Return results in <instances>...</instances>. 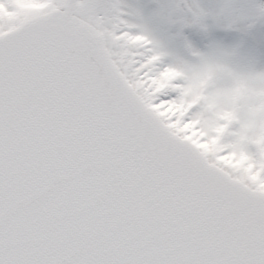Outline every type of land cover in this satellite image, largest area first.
<instances>
[{
  "label": "snow or ice",
  "instance_id": "1",
  "mask_svg": "<svg viewBox=\"0 0 264 264\" xmlns=\"http://www.w3.org/2000/svg\"><path fill=\"white\" fill-rule=\"evenodd\" d=\"M225 16L264 2L0 0V264H264V72L167 48Z\"/></svg>",
  "mask_w": 264,
  "mask_h": 264
},
{
  "label": "rangeland",
  "instance_id": "2",
  "mask_svg": "<svg viewBox=\"0 0 264 264\" xmlns=\"http://www.w3.org/2000/svg\"><path fill=\"white\" fill-rule=\"evenodd\" d=\"M202 0L203 3L211 5V6H219L215 0L213 4V0ZM254 2H262V0H253ZM253 19V17H252ZM227 22L224 24L226 25ZM210 30H209V39H207L208 34L202 33L199 30H192L194 35L198 37V40L193 41L189 39V45L191 46V51L193 55L186 56L181 55L178 52V48L173 43H167V48L169 52V56L173 59H179V61L186 67L193 68L197 66H202L206 63L216 64L223 67H228L229 65L232 67H238L242 72L246 74H253L259 72H264V29L263 34L261 35L262 40L257 45H253V40L247 37H243L236 41V37L229 33H224L218 36L216 39L211 35V30L214 28L212 22L209 21ZM224 24L220 25L223 26ZM245 26L246 23L243 22L241 24ZM260 28H264V25L260 23ZM200 37V38H199ZM226 45V49H220V45ZM254 48V49H253ZM228 53V59L224 58V53ZM235 53V54H233ZM233 54V55H232ZM189 59V60H188ZM251 86L261 87L264 86L259 81H251ZM236 85L233 80L226 79L224 81H220L216 74L214 73L211 79L207 81H203L200 88V100L202 102H208L213 95L220 93L221 91H231L235 89ZM234 109L239 110V98L238 96L233 97V102L231 106V111L234 112ZM227 129V127H225Z\"/></svg>",
  "mask_w": 264,
  "mask_h": 264
},
{
  "label": "clouds",
  "instance_id": "3",
  "mask_svg": "<svg viewBox=\"0 0 264 264\" xmlns=\"http://www.w3.org/2000/svg\"><path fill=\"white\" fill-rule=\"evenodd\" d=\"M226 2H227V3L235 4V3L237 2V0H226ZM233 54H235V53H233ZM233 54H232V55H233ZM223 55H224V58H225V59H228V57H229V54H228V53H224ZM247 87H249V85H247V84H243V83L240 84V85H238V86L236 87V93H237V95H240L243 91H245V90L247 89ZM262 110H264V106H262ZM236 119H237L236 115L233 114L232 117H231V120L229 121V124H230L232 121L236 120ZM225 127H228V125H225Z\"/></svg>",
  "mask_w": 264,
  "mask_h": 264
}]
</instances>
